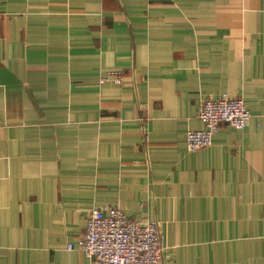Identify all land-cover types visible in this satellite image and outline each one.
I'll return each mask as SVG.
<instances>
[{
  "label": "crops",
  "instance_id": "1",
  "mask_svg": "<svg viewBox=\"0 0 264 264\" xmlns=\"http://www.w3.org/2000/svg\"><path fill=\"white\" fill-rule=\"evenodd\" d=\"M223 94L251 118L188 149ZM109 206L160 264H264V0H0V264H93Z\"/></svg>",
  "mask_w": 264,
  "mask_h": 264
},
{
  "label": "built area",
  "instance_id": "2",
  "mask_svg": "<svg viewBox=\"0 0 264 264\" xmlns=\"http://www.w3.org/2000/svg\"><path fill=\"white\" fill-rule=\"evenodd\" d=\"M115 80L121 78L115 76ZM198 117L204 127L187 131L190 150L211 145L223 122L244 128L251 112L241 97L223 94L204 98ZM76 245L95 257L93 264H160L164 253L160 221L132 219L118 206L91 209ZM72 247L73 243H68V248Z\"/></svg>",
  "mask_w": 264,
  "mask_h": 264
}]
</instances>
